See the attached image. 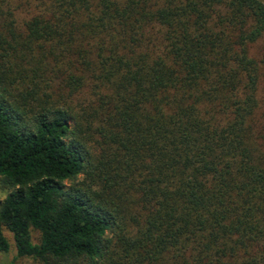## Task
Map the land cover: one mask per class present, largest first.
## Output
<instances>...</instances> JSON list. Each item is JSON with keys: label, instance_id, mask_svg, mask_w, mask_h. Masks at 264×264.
Wrapping results in <instances>:
<instances>
[{"label": "trees", "instance_id": "obj_1", "mask_svg": "<svg viewBox=\"0 0 264 264\" xmlns=\"http://www.w3.org/2000/svg\"><path fill=\"white\" fill-rule=\"evenodd\" d=\"M0 176L28 264H264V0H0Z\"/></svg>", "mask_w": 264, "mask_h": 264}, {"label": "rangeland", "instance_id": "obj_2", "mask_svg": "<svg viewBox=\"0 0 264 264\" xmlns=\"http://www.w3.org/2000/svg\"><path fill=\"white\" fill-rule=\"evenodd\" d=\"M11 188L4 183L3 177L0 176V205L6 196L10 193ZM4 233L9 239L10 248L8 251H0V264H9L11 261H15L17 264H28L33 261L32 257L29 256H18L17 248L15 245V241L13 238V233L8 230L4 229ZM34 241L39 240V232L37 230L33 231Z\"/></svg>", "mask_w": 264, "mask_h": 264}]
</instances>
